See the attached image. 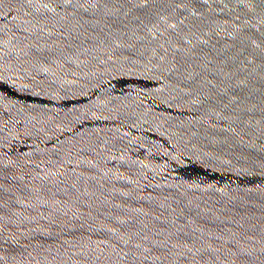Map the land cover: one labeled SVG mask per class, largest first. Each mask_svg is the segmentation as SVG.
<instances>
[{"label":"water","instance_id":"1","mask_svg":"<svg viewBox=\"0 0 264 264\" xmlns=\"http://www.w3.org/2000/svg\"><path fill=\"white\" fill-rule=\"evenodd\" d=\"M0 264H264V0H0Z\"/></svg>","mask_w":264,"mask_h":264}]
</instances>
